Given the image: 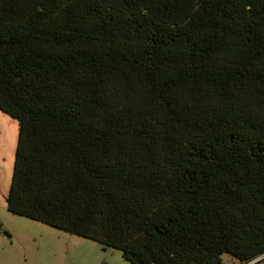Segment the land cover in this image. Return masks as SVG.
I'll return each mask as SVG.
<instances>
[{"label": "trees", "instance_id": "trees-1", "mask_svg": "<svg viewBox=\"0 0 264 264\" xmlns=\"http://www.w3.org/2000/svg\"><path fill=\"white\" fill-rule=\"evenodd\" d=\"M0 110L10 212L131 264L264 255V0H0Z\"/></svg>", "mask_w": 264, "mask_h": 264}, {"label": "rangeland", "instance_id": "rangeland-1", "mask_svg": "<svg viewBox=\"0 0 264 264\" xmlns=\"http://www.w3.org/2000/svg\"><path fill=\"white\" fill-rule=\"evenodd\" d=\"M18 131V121L0 110V264H131L118 248L8 210ZM222 264L239 262L224 253Z\"/></svg>", "mask_w": 264, "mask_h": 264}, {"label": "built area", "instance_id": "built-area-1", "mask_svg": "<svg viewBox=\"0 0 264 264\" xmlns=\"http://www.w3.org/2000/svg\"><path fill=\"white\" fill-rule=\"evenodd\" d=\"M263 257H264V255H263V256H260V257H258V258H255V259H253V260L249 261V262H248V263H246V264H253V263H255V262H257V261L261 260Z\"/></svg>", "mask_w": 264, "mask_h": 264}, {"label": "crops", "instance_id": "crops-1", "mask_svg": "<svg viewBox=\"0 0 264 264\" xmlns=\"http://www.w3.org/2000/svg\"><path fill=\"white\" fill-rule=\"evenodd\" d=\"M3 147H5V144L3 143Z\"/></svg>", "mask_w": 264, "mask_h": 264}]
</instances>
